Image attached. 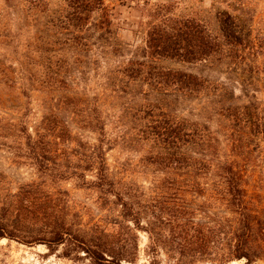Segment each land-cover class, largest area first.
Here are the masks:
<instances>
[{"label": "rangeland", "instance_id": "1", "mask_svg": "<svg viewBox=\"0 0 264 264\" xmlns=\"http://www.w3.org/2000/svg\"><path fill=\"white\" fill-rule=\"evenodd\" d=\"M103 2L104 10L77 24L66 17L70 0H0V221L12 234L0 238V264H91L77 248L82 237L111 244L121 264H245V258L222 260V234L204 244L177 236L181 222H191L190 234L201 228L207 235L215 220L224 227L232 217L223 196L212 194L223 172L215 165L194 172L162 162L163 143L150 127L163 113L206 122L219 138V162L237 158L231 121L215 109L212 92L185 95L148 80L141 73L148 68L126 64L144 59L148 31L170 19H194L229 36L249 32L253 46L241 56L158 65L220 79L239 96L242 78L250 97L264 103V0ZM259 140L237 159L248 199L264 217ZM101 143L113 182L109 201L94 162ZM195 180L206 189L202 194L177 192ZM116 192L141 213L140 228L121 216ZM56 222L70 225L73 234L50 247ZM254 264H264V253Z\"/></svg>", "mask_w": 264, "mask_h": 264}, {"label": "trees", "instance_id": "2", "mask_svg": "<svg viewBox=\"0 0 264 264\" xmlns=\"http://www.w3.org/2000/svg\"><path fill=\"white\" fill-rule=\"evenodd\" d=\"M103 5V0H70L69 6L73 11L66 17L70 21L78 20L77 24H83L91 14L104 10ZM250 35L249 32L245 34L240 32L238 35L229 36L226 33L213 31L194 19H170L168 22H161L150 28L147 34L148 51L145 52L147 54L143 55V60L130 59L126 69L134 70L136 65L139 71H142V67L148 68L147 71L141 72L146 74L148 80L153 79L164 86L174 87L176 91L185 95L212 92L214 96L211 102L216 106L215 109L232 123L230 133L232 150L238 158L245 148H249L250 144L257 139L264 141V103L255 95L250 97L251 93L245 87L241 77V81L238 80V82L242 86V96H239L236 88L229 86L225 81L210 79L185 70L160 67L158 61L197 63L217 59L221 63L224 56H241L246 46L252 47L253 40L250 39ZM246 40L248 44L244 43ZM244 96L249 98L245 101ZM150 112L153 111L150 110ZM161 116V119L152 120L153 123L150 125L152 133L163 143L160 160L167 164L175 163L179 166L176 168H187L188 171L194 172L195 170L200 172L214 165L220 167L223 172V181L220 185H213L212 194L222 195L226 207L232 214V217H227L224 227H220V222L215 220L214 226L209 229L207 235L201 228L195 229V234H190L191 227L187 226L191 222H181L183 229L177 236L185 243L194 240L195 243L200 241L204 244L210 241L218 242L219 235L222 234L227 248V251L222 254V260L245 258V264H254L256 258L264 253V217L260 216L255 204L248 199V188L242 168L244 166L237 158L215 162L214 159L218 155V147L215 143L219 141V138L206 122L186 116L172 118L167 113ZM94 162L98 168L99 189L106 196L105 200L109 201L107 198L112 194L113 182L109 180V165L102 143L95 149ZM176 190L180 194L187 191L200 195L206 189L195 180ZM115 194L120 202L122 201L121 216L131 219L138 228L141 213L135 209L133 203L121 199L120 192ZM181 213L188 214L187 208L183 207ZM7 230V224L3 219L0 221V238L12 237ZM72 234L70 225L56 222L50 232L48 245L52 247L66 243ZM81 242H84L83 245H77V248L86 250L92 260L91 264H107L111 261L121 264L124 259L121 254L114 253V248L106 241L82 237ZM71 255L72 253L65 254L68 257Z\"/></svg>", "mask_w": 264, "mask_h": 264}]
</instances>
